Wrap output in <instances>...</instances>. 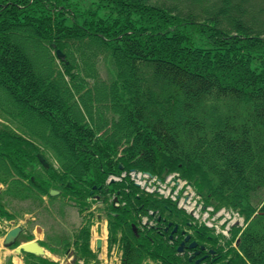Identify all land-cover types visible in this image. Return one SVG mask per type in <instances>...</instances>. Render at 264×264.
<instances>
[{"label": "trees", "instance_id": "1", "mask_svg": "<svg viewBox=\"0 0 264 264\" xmlns=\"http://www.w3.org/2000/svg\"><path fill=\"white\" fill-rule=\"evenodd\" d=\"M91 1L0 0V200L58 189L83 214L110 174L179 172L253 218L239 240L246 260L191 228L215 247L205 263L264 264V0ZM138 193L128 182L104 192L122 264H195L178 253L188 220ZM149 210L161 216L153 229L140 225ZM0 218L13 219L1 203ZM90 239L91 218L74 243L86 263L97 259Z\"/></svg>", "mask_w": 264, "mask_h": 264}, {"label": "rangeland", "instance_id": "2", "mask_svg": "<svg viewBox=\"0 0 264 264\" xmlns=\"http://www.w3.org/2000/svg\"><path fill=\"white\" fill-rule=\"evenodd\" d=\"M92 1L90 0L91 5ZM104 76V74H103ZM105 77V76H104ZM0 203L3 204L5 207V210L10 214L15 215H26L24 218H19L20 221L17 222V224L24 226L26 222L27 231L32 232L38 240L44 239L45 245L49 246V249L51 252L55 254L57 257V260H60V264H72L74 261L72 258H70V254H67L66 251L64 252L62 249V241L67 238L68 235L71 234V231L75 226H78L81 224V219L78 216V208L72 205V207L60 208L59 204L55 203L53 206L55 207L54 210L51 209L50 211H44L41 209L34 210V213L31 212L32 210L30 208H34L33 205H31L29 202H16L11 199H7L4 201L0 200ZM100 208V207H98ZM62 210V213L56 214L55 212ZM33 213V214H32ZM55 213V214H54ZM32 214V215H27ZM37 216L42 215L40 220H43L41 222L39 219L36 220L32 218L31 216ZM97 215L102 218V220H105L104 213L98 209ZM27 218H32L35 221L33 224L27 223ZM82 218V217H81ZM24 219V220H23ZM101 221V219H99ZM100 225L103 223L99 222ZM13 224L11 222H7L5 220H0V226L3 228L5 227H11ZM15 225V224H14ZM36 228H46V230H37ZM45 231V233H44ZM43 233L45 234V238L43 237ZM24 243V242H22ZM66 253V254H65ZM18 256L13 253L12 251H8L2 246V238H0V264H14V259ZM22 259V257H19ZM13 259V262L10 263V261Z\"/></svg>", "mask_w": 264, "mask_h": 264}, {"label": "water", "instance_id": "3", "mask_svg": "<svg viewBox=\"0 0 264 264\" xmlns=\"http://www.w3.org/2000/svg\"><path fill=\"white\" fill-rule=\"evenodd\" d=\"M58 56L60 58H64L62 53L61 52H58ZM57 194L56 192H52V195H55ZM22 229L20 227L18 228H15L13 230H11L5 240H4V246L7 247V246H10L12 244H14L20 233H21ZM190 240V237H187L185 242L182 243L181 247L179 248V251L180 252H183V250L186 248V243L189 242ZM197 243H192L189 248L190 249H197ZM98 247H100V244L98 245ZM204 248L202 247L198 252H196V255H200L201 254V251L203 250ZM17 254H21L22 252H25V253H30V254H34V255H37V256H41L44 254V251L43 249L39 246V244L37 242H31V243H27V244H24V245H21L19 248L16 249L15 251ZM203 260V259H202ZM202 260H199L197 263H200Z\"/></svg>", "mask_w": 264, "mask_h": 264}, {"label": "crops", "instance_id": "4", "mask_svg": "<svg viewBox=\"0 0 264 264\" xmlns=\"http://www.w3.org/2000/svg\"><path fill=\"white\" fill-rule=\"evenodd\" d=\"M48 256L51 257L54 261H59L57 260V257L51 253H48ZM14 264H23V261L20 258H15Z\"/></svg>", "mask_w": 264, "mask_h": 264}, {"label": "built area", "instance_id": "5", "mask_svg": "<svg viewBox=\"0 0 264 264\" xmlns=\"http://www.w3.org/2000/svg\"><path fill=\"white\" fill-rule=\"evenodd\" d=\"M154 182H155V181H154V179H153L152 181L149 182V184L147 185V187L150 188L151 186H153ZM149 188H147V190H149Z\"/></svg>", "mask_w": 264, "mask_h": 264}]
</instances>
